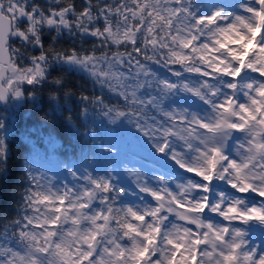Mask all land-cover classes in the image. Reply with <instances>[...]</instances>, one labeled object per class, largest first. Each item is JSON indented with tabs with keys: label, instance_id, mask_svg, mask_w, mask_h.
<instances>
[{
	"label": "snow or ice",
	"instance_id": "obj_1",
	"mask_svg": "<svg viewBox=\"0 0 264 264\" xmlns=\"http://www.w3.org/2000/svg\"><path fill=\"white\" fill-rule=\"evenodd\" d=\"M45 93L81 147L0 186V264H264V0H0V103Z\"/></svg>",
	"mask_w": 264,
	"mask_h": 264
},
{
	"label": "trees",
	"instance_id": "obj_2",
	"mask_svg": "<svg viewBox=\"0 0 264 264\" xmlns=\"http://www.w3.org/2000/svg\"><path fill=\"white\" fill-rule=\"evenodd\" d=\"M74 104V100H69L67 105L71 107ZM48 108L47 94L41 95V98L33 102L31 100H23L15 111V118L13 120V128L5 138L8 145V158L6 161V175L0 178V186L6 184L9 195L13 196V199L18 200V195H13V189L17 191L24 187V182L20 177L23 171V162L28 158L32 150L29 140L39 141L44 135H52L58 140L59 147L57 149L58 154L62 156L73 155V148L71 145H75L77 150L81 147L79 141L76 140L75 135L68 131L65 123L59 119V113L55 120L48 122L41 121L40 116L42 110ZM98 123V122H97ZM97 130V139H101V134L98 125L95 123ZM121 133V132H120ZM89 137H85V144L89 140ZM71 141V145L70 142ZM104 141V140H103ZM84 144V145H85ZM7 203V197L5 198ZM12 212L15 211V200H13ZM14 214V213H13Z\"/></svg>",
	"mask_w": 264,
	"mask_h": 264
},
{
	"label": "rangeland",
	"instance_id": "obj_3",
	"mask_svg": "<svg viewBox=\"0 0 264 264\" xmlns=\"http://www.w3.org/2000/svg\"><path fill=\"white\" fill-rule=\"evenodd\" d=\"M21 102H23V100L19 102L13 101L9 105L0 107V120H3L4 122V127L3 129H0V133L4 135V138L8 136V133L13 128V120L16 115L15 111ZM96 125H98L100 133H102L101 140H115L122 145L125 152H134L139 157H146L147 154L139 147L130 132L109 127L100 122H96ZM28 140L30 145H32V150L27 159L38 169L43 168L45 170L58 171L63 161L72 158V155L62 156L61 154H58L57 149L59 147V143L52 135H44L39 141L35 142L32 138ZM84 147L86 149L87 144H85ZM102 159V157H98L97 162H102ZM161 163L163 162L161 161Z\"/></svg>",
	"mask_w": 264,
	"mask_h": 264
},
{
	"label": "clouds",
	"instance_id": "obj_4",
	"mask_svg": "<svg viewBox=\"0 0 264 264\" xmlns=\"http://www.w3.org/2000/svg\"><path fill=\"white\" fill-rule=\"evenodd\" d=\"M189 102L192 103V101H189ZM65 162H66V161H63V162L61 163L60 167H62L63 164H64ZM160 164H161V166L163 165V163H161V162H160Z\"/></svg>",
	"mask_w": 264,
	"mask_h": 264
},
{
	"label": "water",
	"instance_id": "obj_5",
	"mask_svg": "<svg viewBox=\"0 0 264 264\" xmlns=\"http://www.w3.org/2000/svg\"><path fill=\"white\" fill-rule=\"evenodd\" d=\"M0 106H4L2 103H0Z\"/></svg>",
	"mask_w": 264,
	"mask_h": 264
}]
</instances>
